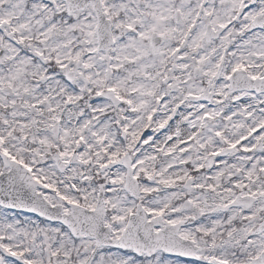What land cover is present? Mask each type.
<instances>
[{"label": "snow or ice", "instance_id": "snow-or-ice-1", "mask_svg": "<svg viewBox=\"0 0 264 264\" xmlns=\"http://www.w3.org/2000/svg\"><path fill=\"white\" fill-rule=\"evenodd\" d=\"M0 264H264V0H0Z\"/></svg>", "mask_w": 264, "mask_h": 264}]
</instances>
